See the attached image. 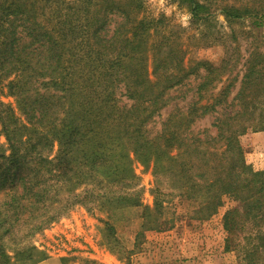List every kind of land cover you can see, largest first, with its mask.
Wrapping results in <instances>:
<instances>
[{
  "label": "trees",
  "instance_id": "obj_1",
  "mask_svg": "<svg viewBox=\"0 0 264 264\" xmlns=\"http://www.w3.org/2000/svg\"><path fill=\"white\" fill-rule=\"evenodd\" d=\"M187 1L194 16L211 14L207 0ZM247 11L223 8L230 19L256 14ZM131 20L117 0H0V79L10 80L21 113L35 128L34 136L21 134L13 108L0 101L1 131L9 147L8 153L0 150V232L10 233L22 224L39 223L27 234L42 228L45 221L39 218L52 204L58 181L98 179L94 175L101 167L115 183L124 177L120 174L118 179V173L134 177L130 149L142 158L144 150L156 145L158 150L147 151L151 157L153 151L157 153L155 169L173 164L176 173H185L192 189L208 194L211 207L221 204L223 195L237 202L224 216L226 250H237L241 264H264V170L246 162L239 139L250 127L264 130V51H253L243 62L240 87L232 101L228 98L238 76L229 78L211 101L201 103V90L231 71L229 61L221 67L201 63L204 80L197 84L189 113L178 122L184 132L172 131L168 118L161 135L149 139L143 124L166 104L162 95L199 70L169 80L152 98L155 91L140 53L144 35L158 24L144 18ZM118 88L136 100L131 108L117 105ZM143 103L153 108L138 110ZM258 103L263 107L256 115ZM207 114L214 115L216 133L192 131V123ZM162 138L165 145L159 148ZM55 142L59 151L50 158ZM170 145L177 153L167 151ZM137 195L108 199L109 203L138 202ZM156 205H161L157 196ZM55 218L49 216L47 221ZM26 245L16 257L33 259L42 253ZM11 260L0 243V264H17Z\"/></svg>",
  "mask_w": 264,
  "mask_h": 264
},
{
  "label": "rangeland",
  "instance_id": "obj_2",
  "mask_svg": "<svg viewBox=\"0 0 264 264\" xmlns=\"http://www.w3.org/2000/svg\"><path fill=\"white\" fill-rule=\"evenodd\" d=\"M117 1L130 12L131 23L144 18L158 24L157 29L144 35L145 43L140 53L148 70L149 84L155 91L149 96H157L169 80H179L184 73L199 70L197 75L191 73L162 95L166 104L143 124L149 139L161 135L168 118L172 131L184 132V125L178 127V122L182 114L189 113L197 84L204 80L205 67H201V63L221 67L229 61L231 69L222 74L220 80L208 83L201 90L204 94L201 103L211 101L229 78L238 76L228 98L232 101L240 87L243 62L253 51H264V0H207L211 14L204 17L194 16L191 2L187 0ZM225 7L256 14L230 19L223 13ZM185 14L191 15L187 26L180 20ZM114 24L113 21L111 26ZM9 82V79H0V101L13 108L22 125L21 134L34 136L35 128H30L26 122ZM124 92L117 89V105L131 108L136 100ZM143 106L153 108L151 103H143L138 110ZM262 107V103H258L253 114L259 115ZM213 121L214 115L207 114L194 121L191 130L195 133L209 130L215 134ZM128 130L132 131V128ZM239 139L246 162L255 170H264V130L250 127ZM160 140L159 148H162L165 144L163 138ZM8 148L0 125V150L8 153ZM153 148L158 150L155 145L149 151ZM167 149L172 154L177 153L174 145ZM130 150L129 166L134 177L118 173V179L121 175L124 177L122 182L115 183L101 167L94 175L98 179L86 177L87 180L76 183L58 181L52 204L46 206L39 218L45 221L42 228L27 234L30 227L39 223L22 224L10 233L0 232V243L11 256V261L17 264L19 261L26 264H241L239 252L227 251L225 244L224 216L237 202L223 195L222 203L211 207L208 194L200 188L192 189L185 173H176L173 164L169 163L165 169H155L157 153L153 151L154 157H151L147 155L148 150H144L142 159ZM58 151L59 143L55 142L50 158ZM166 163L164 160L163 164ZM193 172L189 173L193 175ZM133 192H138V202L131 199L126 203L119 200L109 203L108 197H127ZM156 196L161 202L159 206L156 205ZM53 215L57 218L47 221ZM28 243L42 253L34 255L33 259L16 257V252L23 250Z\"/></svg>",
  "mask_w": 264,
  "mask_h": 264
},
{
  "label": "clouds",
  "instance_id": "obj_3",
  "mask_svg": "<svg viewBox=\"0 0 264 264\" xmlns=\"http://www.w3.org/2000/svg\"><path fill=\"white\" fill-rule=\"evenodd\" d=\"M161 2H163V0H161ZM190 18H191V15L190 14H185V15H183V16L180 17V20H181V22H182V24L184 26H187L188 21L190 20Z\"/></svg>",
  "mask_w": 264,
  "mask_h": 264
}]
</instances>
